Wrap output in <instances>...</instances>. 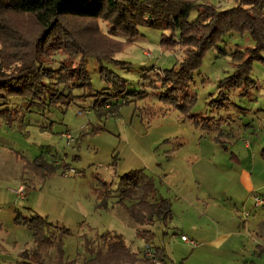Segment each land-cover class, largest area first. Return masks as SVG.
Returning <instances> with one entry per match:
<instances>
[{"label": "rangeland", "instance_id": "obj_1", "mask_svg": "<svg viewBox=\"0 0 264 264\" xmlns=\"http://www.w3.org/2000/svg\"><path fill=\"white\" fill-rule=\"evenodd\" d=\"M209 1L221 10L236 4ZM161 33L140 27L112 57H87L90 85L74 90L69 103L51 104L46 95L0 105V264L55 261V248L35 251L18 214L45 218L52 236L68 230L63 263L88 264L117 235L135 264H264V204L254 199L264 201V63L254 61L248 79L231 88L247 58L235 53L254 41L228 34L175 100L162 83L166 71L179 68L183 50L162 48ZM64 57L53 53L46 67ZM117 79L124 81L121 97L111 109L96 106ZM131 173L135 185L121 199L117 189ZM162 200L167 217L144 226L130 217V210L142 212L140 202L161 208Z\"/></svg>", "mask_w": 264, "mask_h": 264}, {"label": "trees", "instance_id": "obj_2", "mask_svg": "<svg viewBox=\"0 0 264 264\" xmlns=\"http://www.w3.org/2000/svg\"><path fill=\"white\" fill-rule=\"evenodd\" d=\"M235 2L234 7L221 10L209 0H0V105L13 96L46 101L48 95L51 104L71 102L74 90L90 85L86 58L112 57L140 35V27L162 32V48L183 50L179 68L166 71L162 83L171 87V98L175 100L189 91L193 73L206 52L228 34L248 33L254 46L235 53L247 58L240 64L237 81L230 82L231 88L239 89L245 76L248 79L252 63H264V0ZM193 12L196 14L192 18ZM28 22L34 26L33 31ZM101 22L107 25V32L102 30ZM58 51L65 56L58 67H46ZM118 83L111 93H101L95 105L111 109V102L124 92V81ZM3 113L0 110L1 116ZM134 185L133 174L125 175L117 189L119 197H129ZM162 203L161 209L140 202L142 212L130 210V217L141 226L150 225L158 214H170V206L164 200ZM16 220L31 232L36 252L55 248L52 264H68L63 263L62 249L67 229L52 236L51 224L39 215L18 214ZM140 234L146 236L145 231ZM114 238L106 251L98 252L88 264H135L136 257L124 239L117 235Z\"/></svg>", "mask_w": 264, "mask_h": 264}, {"label": "built area", "instance_id": "obj_3", "mask_svg": "<svg viewBox=\"0 0 264 264\" xmlns=\"http://www.w3.org/2000/svg\"><path fill=\"white\" fill-rule=\"evenodd\" d=\"M64 136H65V135H64ZM66 138H67L68 140H70V141L73 140V137H71V135H68V134H66ZM18 195H19V197H20L21 199H23V198L25 197V195H24V187H23V186H21V187L19 188V190H18ZM254 199H255V201H256V205H262V204H264V201H263L262 199H260V198H258V197H255ZM182 240H183V241H187V242H189V243H191V244H195L192 240L187 239L186 236H182ZM148 253H149V252H147V254H148Z\"/></svg>", "mask_w": 264, "mask_h": 264}, {"label": "crops", "instance_id": "obj_4", "mask_svg": "<svg viewBox=\"0 0 264 264\" xmlns=\"http://www.w3.org/2000/svg\"><path fill=\"white\" fill-rule=\"evenodd\" d=\"M247 176H248V174L245 172L243 175V178L246 180ZM182 236H184V235H182Z\"/></svg>", "mask_w": 264, "mask_h": 264}]
</instances>
